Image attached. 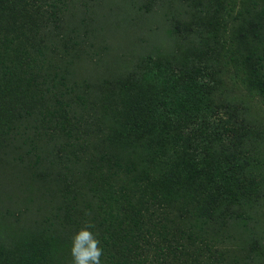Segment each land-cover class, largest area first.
I'll list each match as a JSON object with an SVG mask.
<instances>
[{
    "label": "trees",
    "instance_id": "1",
    "mask_svg": "<svg viewBox=\"0 0 264 264\" xmlns=\"http://www.w3.org/2000/svg\"><path fill=\"white\" fill-rule=\"evenodd\" d=\"M54 3L0 0V120L11 123L7 132H20L18 123L29 121L37 134L59 138L60 151L74 161L49 174L56 177V206L38 239L19 261L3 264H55L53 257L68 253L86 224L98 233L101 264H230L215 249V236L242 217L232 207L255 209L264 201L259 127L218 104L203 50L190 66L163 57L150 70L124 67L98 91L76 94L82 111L73 110V86L53 65V47L43 44ZM256 13L255 26L243 21L229 32L237 43L242 36L241 51L230 42L231 49L225 47L216 22L196 30L212 54L219 48L232 62L252 66L243 81L264 97V6ZM75 33L65 38L73 45L79 44ZM95 116L110 125L100 126L96 149L84 151L79 140ZM248 247L252 252L255 242ZM240 261L237 255L231 260Z\"/></svg>",
    "mask_w": 264,
    "mask_h": 264
},
{
    "label": "rangeland",
    "instance_id": "2",
    "mask_svg": "<svg viewBox=\"0 0 264 264\" xmlns=\"http://www.w3.org/2000/svg\"><path fill=\"white\" fill-rule=\"evenodd\" d=\"M54 2L47 8L55 17L47 20V28L42 35L43 44L53 47V65L67 76V81L73 86L70 93L73 110L82 111V105L75 100L76 94L98 91L97 88L105 80L106 84L111 82L122 73L124 67L130 71L138 66L150 70L157 67L156 63L163 57L170 59L172 64L190 66L196 54L203 50L205 56L202 58H206L208 69L213 71L212 86L216 101L230 106L236 112H243L259 127L257 156L263 159L264 97L250 90L248 82L243 81L252 66L232 62L226 50L224 52L218 48L212 54L208 44L202 43V37L196 29L198 24L206 27L216 22L221 27L220 40L226 39L225 47L230 50L232 45L240 51L244 50L242 36L237 43L231 39L229 32L231 27L233 29L243 21L246 28L255 26L258 17L255 9L257 12L260 6H264V0ZM260 22L262 24L263 20ZM73 32H77L75 39L79 44L73 45L66 40L72 37ZM8 123V118L6 121L0 120L3 138L0 148V264L6 260L9 263L19 261L24 251L30 249L32 241L38 239L48 211L56 206L52 198L56 177L53 175L52 180L49 174L74 162L66 160L64 154L67 152L60 151L57 145L59 138L56 136L50 138L43 132L37 134L30 129L29 121L24 119L18 123L22 131L15 132L12 128L11 132H7L11 125ZM262 123L263 126L260 125ZM109 125L108 119L101 116L90 119L88 133L79 140L83 150H95L101 134L100 126L105 130ZM48 152H52V157L45 160ZM36 158L38 162L33 164ZM255 207H232V211L242 217H234V224L227 231L229 235L226 232L214 235L219 239L218 243H214L215 249L223 251L225 261L230 264L233 263L231 260L234 255L240 257L239 264H264V201ZM253 241L255 249L251 252L248 244H253ZM204 257L203 254L200 258ZM53 258L55 264H72L70 250Z\"/></svg>",
    "mask_w": 264,
    "mask_h": 264
},
{
    "label": "clouds",
    "instance_id": "3",
    "mask_svg": "<svg viewBox=\"0 0 264 264\" xmlns=\"http://www.w3.org/2000/svg\"><path fill=\"white\" fill-rule=\"evenodd\" d=\"M93 227L86 224L74 234L70 249L72 264H101L103 248L98 233L92 231Z\"/></svg>",
    "mask_w": 264,
    "mask_h": 264
}]
</instances>
